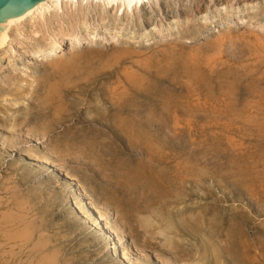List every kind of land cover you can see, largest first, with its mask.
Wrapping results in <instances>:
<instances>
[{
  "label": "rangeland",
  "instance_id": "374dc122",
  "mask_svg": "<svg viewBox=\"0 0 264 264\" xmlns=\"http://www.w3.org/2000/svg\"><path fill=\"white\" fill-rule=\"evenodd\" d=\"M198 2L11 28L0 264H264V0Z\"/></svg>",
  "mask_w": 264,
  "mask_h": 264
},
{
  "label": "bare ground",
  "instance_id": "6f19581e",
  "mask_svg": "<svg viewBox=\"0 0 264 264\" xmlns=\"http://www.w3.org/2000/svg\"><path fill=\"white\" fill-rule=\"evenodd\" d=\"M181 1L183 3V0H178V1L177 0H42L38 4L33 6L32 8L26 10L25 12H22L21 14H17V15H15V13L17 12V7L9 8L7 12H10V13L8 14L13 13L14 15H9L6 19L0 22V49H3L9 42L11 38V34H10L11 28L21 24L26 19L27 21L28 20L31 21L35 17H38V16L42 17L45 14L50 13L51 11L54 12L55 10H62L64 6L67 8V6L75 5L77 3H81V4L95 3V5L97 4L98 7L101 9L102 14H107L109 9H113L115 10V13H120V15L121 14L123 15L126 12L128 17H131L134 14L141 15V13L146 10V8L147 9L150 8L153 11L155 9L154 5H157L159 10L160 11L162 10L164 14L166 15L171 14V13H174V10H173L174 7H172L173 3L175 5ZM202 1L203 0H199V2L197 3L196 8L198 11L196 10L195 12H199L200 10L199 8L202 5ZM217 1L219 4L222 2L226 3L228 0H217ZM242 1H246V0H242ZM250 1H253V0H250ZM184 5L182 7H184ZM178 10L180 9L175 10L176 15L179 14ZM186 11L190 13L191 11H193V9L189 7ZM146 19L149 20L148 22H150L151 16ZM76 37H78V34H75L73 37H70V38L71 40H75ZM63 42H64V36L60 37L58 41H56L53 47H51L50 49L39 50L35 52L34 62H37L38 60L41 61L45 58H49L53 56L57 51L60 50V48L63 45Z\"/></svg>",
  "mask_w": 264,
  "mask_h": 264
},
{
  "label": "water",
  "instance_id": "95a60500",
  "mask_svg": "<svg viewBox=\"0 0 264 264\" xmlns=\"http://www.w3.org/2000/svg\"><path fill=\"white\" fill-rule=\"evenodd\" d=\"M42 0H0V22L6 19L9 15H14L13 13L8 14L7 12L9 8H16L17 7V14H21L26 10L32 8L36 4H38Z\"/></svg>",
  "mask_w": 264,
  "mask_h": 264
}]
</instances>
